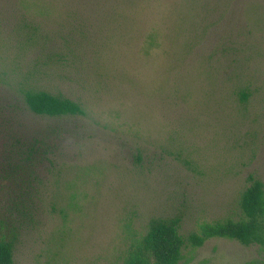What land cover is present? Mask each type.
<instances>
[{
	"label": "rangeland",
	"instance_id": "rangeland-1",
	"mask_svg": "<svg viewBox=\"0 0 264 264\" xmlns=\"http://www.w3.org/2000/svg\"><path fill=\"white\" fill-rule=\"evenodd\" d=\"M28 89L84 113L35 115ZM15 138L50 153L14 173ZM249 175L264 184V0H0V212L22 181L29 205L15 264H123L151 218L187 236L239 217ZM182 254L264 261L225 238Z\"/></svg>",
	"mask_w": 264,
	"mask_h": 264
},
{
	"label": "trees",
	"instance_id": "trees-1",
	"mask_svg": "<svg viewBox=\"0 0 264 264\" xmlns=\"http://www.w3.org/2000/svg\"><path fill=\"white\" fill-rule=\"evenodd\" d=\"M241 95L243 100L247 98V94L241 92ZM23 102L30 112L38 116L63 117L84 113L78 102L45 90H26ZM26 141L28 142L23 143L21 139L15 138L10 143L11 151L17 152L11 155L12 159L9 161L14 173L31 169L38 163L39 157L50 153L48 146L45 149L41 140L35 138ZM248 180L249 185L241 192L238 202L239 217L204 222L198 231L187 236L180 232V215L151 218L145 233L130 243L123 264H180L185 246L201 247L211 238L236 240L245 246L256 244L264 249V184L253 175H249ZM22 183L15 199L8 200V206L0 212V264H15L13 224L20 219L13 216L21 219L27 217L20 212L29 207L25 200L26 182ZM247 264H264V261H251Z\"/></svg>",
	"mask_w": 264,
	"mask_h": 264
}]
</instances>
